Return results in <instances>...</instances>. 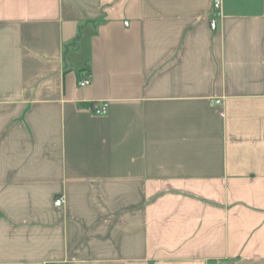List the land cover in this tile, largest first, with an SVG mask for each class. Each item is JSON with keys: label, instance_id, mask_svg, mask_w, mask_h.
I'll list each match as a JSON object with an SVG mask.
<instances>
[{"label": "crops", "instance_id": "1", "mask_svg": "<svg viewBox=\"0 0 264 264\" xmlns=\"http://www.w3.org/2000/svg\"><path fill=\"white\" fill-rule=\"evenodd\" d=\"M220 1L0 0V264H264V0Z\"/></svg>", "mask_w": 264, "mask_h": 264}, {"label": "built area", "instance_id": "2", "mask_svg": "<svg viewBox=\"0 0 264 264\" xmlns=\"http://www.w3.org/2000/svg\"><path fill=\"white\" fill-rule=\"evenodd\" d=\"M213 8H214V11H216L218 13V15H220L221 1L220 0H214ZM89 85H90V79L89 78H86L85 80H83L79 83L80 87H86ZM220 103H221L220 101H216V104H220ZM108 108H109L108 102H97V103L93 104L92 112L97 116H103L107 113ZM63 203H64V201L62 199L56 200L55 206L61 207L63 205Z\"/></svg>", "mask_w": 264, "mask_h": 264}]
</instances>
